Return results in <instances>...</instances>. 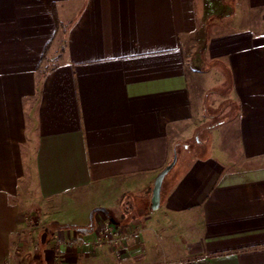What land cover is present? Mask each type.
I'll list each match as a JSON object with an SVG mask.
<instances>
[{
    "label": "crops",
    "instance_id": "crops-1",
    "mask_svg": "<svg viewBox=\"0 0 264 264\" xmlns=\"http://www.w3.org/2000/svg\"><path fill=\"white\" fill-rule=\"evenodd\" d=\"M23 258L264 264V0H0V264Z\"/></svg>",
    "mask_w": 264,
    "mask_h": 264
},
{
    "label": "rangeland",
    "instance_id": "rangeland-1",
    "mask_svg": "<svg viewBox=\"0 0 264 264\" xmlns=\"http://www.w3.org/2000/svg\"><path fill=\"white\" fill-rule=\"evenodd\" d=\"M48 206H50V205H48ZM35 210H36V208L34 206H32V209L30 210V211H33V213L30 214L31 221H32L31 224L34 226L37 223H40V221L45 220L47 222L46 225H49V227H50L51 225H50V222L48 221L50 218L47 217V215L51 216L55 210H53V208L51 209V207H49V211H47V212H42V210H40V209H39V211L36 210L37 212H35ZM33 231H34V229H33ZM38 235H39L38 233H33V235H31V236L29 234L25 235V237H27V240H26L25 244L23 243V245H20V247L18 248V251H19V253H17V256H19L18 258L23 257V256L25 257L26 253L30 252V251H27V250H29L28 247L32 246L33 243H34V246L36 247ZM29 255H31V253H29ZM32 257L33 256H30V258H32ZM25 262H26V260H25V258H23L21 261V264H25Z\"/></svg>",
    "mask_w": 264,
    "mask_h": 264
},
{
    "label": "water",
    "instance_id": "water-1",
    "mask_svg": "<svg viewBox=\"0 0 264 264\" xmlns=\"http://www.w3.org/2000/svg\"><path fill=\"white\" fill-rule=\"evenodd\" d=\"M172 164L167 166L157 177L154 187H153V192H152V208L158 207L160 203V197H161V188H162V182L165 174L169 171L171 168Z\"/></svg>",
    "mask_w": 264,
    "mask_h": 264
},
{
    "label": "built area",
    "instance_id": "built-area-1",
    "mask_svg": "<svg viewBox=\"0 0 264 264\" xmlns=\"http://www.w3.org/2000/svg\"><path fill=\"white\" fill-rule=\"evenodd\" d=\"M113 232V233H115L116 235L118 234L119 235V232L111 225V223H109V222H107L104 226H103V228H102V230H101V236L102 237H105L107 234H108V232Z\"/></svg>",
    "mask_w": 264,
    "mask_h": 264
}]
</instances>
